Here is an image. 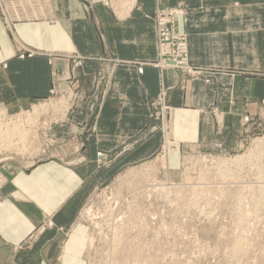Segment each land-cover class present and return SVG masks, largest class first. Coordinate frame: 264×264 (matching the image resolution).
<instances>
[{
    "label": "rangeland",
    "instance_id": "374dc122",
    "mask_svg": "<svg viewBox=\"0 0 264 264\" xmlns=\"http://www.w3.org/2000/svg\"><path fill=\"white\" fill-rule=\"evenodd\" d=\"M85 1L90 4V7L86 6L89 12L93 6L102 5L116 19H124L127 16L130 9L126 10L125 8L128 9L129 6L124 5L131 2V0ZM252 1L254 3L242 5L240 2H234L232 6L227 7L222 3L221 13L218 14L215 13L218 6L209 4L208 0H201V8L188 2H179L171 7L157 5L152 17L157 58L148 65L160 70L161 74L166 70L178 72L186 85L203 78L207 84H211V79L205 78L210 73L191 62L192 38H202L206 44L213 46L216 36L222 35V44L224 43L228 50L227 56L233 61L244 58L243 47L246 39H249V44L252 42L255 46L258 35L264 44V25L260 27L254 25L253 31H249L251 34L249 37L245 36L248 31L241 30L239 26L234 28L235 30L226 27L225 30L202 31L201 28L211 23H241L243 21L241 8L246 6L264 8V0ZM47 2L50 3L49 11H52L54 22L51 19L16 22L24 14L20 5L18 11L11 9L9 12L10 24L9 27L6 25L9 32L12 33L14 25L23 22L56 23L54 0ZM111 2L120 11L112 10ZM135 2L130 12L138 6L139 0ZM16 3L17 0H13L12 6L15 7ZM226 9H233L236 13L230 16L225 13L228 12ZM88 10L86 9L87 12ZM177 10L179 15H170ZM160 12H166L169 18L173 17L177 33L186 38L188 60L195 70L193 73L188 74L179 68L164 66L167 60L159 58L157 18ZM204 23L206 25L202 26ZM27 55L31 57L33 54L30 52ZM24 56L26 55L21 52L20 57L23 59ZM249 57L253 58L251 55ZM67 59L74 62L72 72H75L88 57L75 54ZM252 75L264 78V72L255 71ZM107 78L108 74L100 75L99 81L103 83L108 81ZM170 92L171 88L165 87L162 81L159 94L150 99V123L134 140L123 143L114 151L99 150L93 156L87 157L84 148L86 151L89 142H85L84 139L87 135L96 134L100 112L98 103L100 101L102 103L101 99L96 102V97L92 94L74 95L76 103L89 100V104H92L84 112L77 111L75 107L71 108L66 94L57 92L55 88L47 98L15 111L10 110L0 99V111L5 110V116L1 120L3 127L11 130L17 126L25 129L24 133L30 134H25V139L13 137V141L11 137L9 139L11 146L9 140L0 138L5 143L3 146L0 140V183L2 170L8 166L30 169L41 163L58 160L68 166L89 165L93 169V174L88 178L86 195L74 215L75 222L72 228L61 230L64 231L65 237L61 255L56 261L58 264L63 263L65 244L75 229L81 233L84 264H264V166L262 167L264 149L257 151L256 146V141L264 140V99L237 98L231 95L230 107L236 109L241 105L245 110L240 118L239 150L226 154L223 153V145L216 143L215 153L183 152L181 145L169 138L173 112L169 105ZM58 102L59 104L64 102L59 112L54 106ZM34 106L43 108L34 114ZM207 114L215 123L216 133L221 135L226 114L218 108L208 110ZM247 117L251 121L248 125ZM157 132L160 133L161 139L158 137L159 140L154 141L157 139L154 138ZM20 139L25 142H21ZM147 144L154 147L150 157L138 162L124 160V154L133 155ZM6 145H9V148ZM217 145L221 148H217ZM250 154H252L250 157L254 158L251 164L244 163L241 167L229 164L228 167L233 158ZM208 155L219 157L215 160L226 161L216 163L213 158L204 157ZM198 156H202L200 160L193 161L198 159ZM130 162L132 163L129 164ZM214 163L215 167L222 170L214 171ZM243 168L249 169L248 172L256 169L258 173L244 175ZM131 170L139 172L140 175L132 177V184L129 186L127 182L131 180H126L125 174ZM215 180H223L221 182H228L230 185L224 184L223 186L227 187L222 189ZM216 195L217 201H223L216 203L213 198ZM222 204L226 206L225 215L230 218L218 219L223 215L218 212ZM215 207L218 209L213 215ZM91 209L94 213L92 216L87 214ZM260 215H263L260 218L262 222H258ZM49 221L50 219L43 223L42 227L52 228L53 223ZM250 232L255 235L248 236ZM35 237V234H32L21 248H31Z\"/></svg>",
    "mask_w": 264,
    "mask_h": 264
},
{
    "label": "crops",
    "instance_id": "0c3cea01",
    "mask_svg": "<svg viewBox=\"0 0 264 264\" xmlns=\"http://www.w3.org/2000/svg\"><path fill=\"white\" fill-rule=\"evenodd\" d=\"M199 1L139 0L138 6L130 12L131 7L124 19H116L102 5L93 6L89 12L79 0H54L56 23H18L12 33L0 13V99L15 111L47 98L55 88L66 94L71 108L81 112L92 104L89 100L76 103L74 95L92 94L96 102L101 99L96 134L84 139L89 142L86 151L84 148L87 157L99 150L114 151L134 140L150 123V99L157 97L163 81L165 87L171 88L169 105L173 112L169 138L180 144L183 152L215 153L216 143L223 145V153L235 152L240 149V118L245 110L241 105L236 109L230 107L231 95L264 99V78L252 75L255 71L264 72V44L259 36L255 46L252 42L249 44V39L244 41V58L235 61L227 56L222 35L216 36L213 46L202 38H192L191 62L210 73L205 78H210L211 84L203 78L186 85L178 72L166 70L161 74L148 65L157 58L152 19L156 6L171 7L188 2L201 8ZM234 2L254 3L252 0H208L209 4L218 6L216 14L222 9V3L227 7ZM226 11L230 16L236 13L233 9ZM241 16V23L208 26L204 23L201 30H225L226 27L235 30L239 26L248 31L245 36L249 37L254 25H264L262 7L241 8ZM21 52L26 55L23 59ZM30 52L33 55L28 57ZM75 54L88 59L72 72L74 62L67 58ZM106 74L108 81L101 83L100 75ZM212 108L226 114L221 135L216 133L215 123L207 114ZM160 136L159 132L155 133L154 141ZM152 147L147 144L133 155L124 154V160H144L153 154ZM2 173L0 264H58L64 231L71 229L75 222L74 215L86 195L93 169L89 165L68 166L57 160L30 169L8 166ZM48 219L53 227L43 228ZM78 231L75 229L65 244L62 264H84V247ZM32 234L36 236L32 247L22 249Z\"/></svg>",
    "mask_w": 264,
    "mask_h": 264
},
{
    "label": "built area",
    "instance_id": "2783aa9c",
    "mask_svg": "<svg viewBox=\"0 0 264 264\" xmlns=\"http://www.w3.org/2000/svg\"><path fill=\"white\" fill-rule=\"evenodd\" d=\"M13 0H0V10L5 24L9 27L10 24V10L17 9L19 6L23 7V17L16 22L22 21H39V20H53L52 11H49L50 3L47 0H17L15 7L12 6ZM110 8L116 10L115 4L111 2ZM22 11V12H23ZM49 11V13H48ZM115 12V11H114ZM171 16L179 15V11L171 12ZM157 39H158V53L161 60L166 59L164 66L175 67L183 70L184 73L191 74L195 70L189 63L188 45L184 36L177 33L175 28L174 18H169L166 12H160L157 18ZM247 125L251 123L250 118L246 119ZM254 143V142H253ZM217 148H221L217 145ZM193 157V156H191ZM202 156L193 161H199ZM206 158H219L213 155L204 156ZM194 158V157H193Z\"/></svg>",
    "mask_w": 264,
    "mask_h": 264
},
{
    "label": "bare ground",
    "instance_id": "6f19581e",
    "mask_svg": "<svg viewBox=\"0 0 264 264\" xmlns=\"http://www.w3.org/2000/svg\"><path fill=\"white\" fill-rule=\"evenodd\" d=\"M79 1H81L82 3L83 2H85V0H79ZM136 0H131V2L130 3H127V4H125L124 6L125 7H127V6H129L128 7V9L127 8H125L126 10H129L131 7H133V5L136 3L135 2ZM87 2V1H86ZM120 2V1H119ZM88 4H89V2H87ZM124 4V3H123ZM85 5V4H84ZM86 6V5H85ZM122 6V5H121ZM88 7V6H87ZM89 7H90V4H89ZM116 10L117 11H120L118 8H117V6H116ZM124 11V10H123ZM64 105V102H62L61 104H59V102L57 103V104H55L54 106H55V108L57 109H55L56 111H58L62 106ZM41 108H43V106L42 107H37V106H34L33 107V113L34 114H36V113H38V112H40L39 110L41 109ZM65 108V107H64ZM59 112V111H58ZM5 116V110H1L0 111V138L2 139V138H4V140L5 141H8L11 137V140L13 139V137H21V138H24L25 139V134L26 133H24L23 131H25V129L24 130H22L21 128H19V127H15L14 126V128H12L11 130H9L10 128H5V127H3V124L1 123L2 121V118ZM32 117V116H31ZM31 120H29V122H30ZM33 122V121H32ZM21 123V122H20ZM28 123V122H27ZM21 126V125H20ZM23 126V125H22ZM32 126V125H31ZM24 127V126H23ZM28 128V127H27ZM34 128V127H33ZM27 131V130H26ZM31 131V130H30ZM29 131V132H30ZM28 132V133H29ZM24 133V134H23ZM32 134V133H31ZM26 135H30V134H26ZM30 137V136H29ZM0 139V140H1ZM27 139V138H26ZM15 140V139H14ZM21 140V139H20ZM2 141V140H1ZM13 141V140H12ZM23 141V143L25 142V140H21V142ZM27 141V140H26ZM3 142V141H2ZM10 142V140L8 141V143ZM20 142V141H19ZM19 142H17V143H19ZM258 143H259V145H258ZM7 144V143H6ZM0 145H1V142H0ZM5 145V143L3 142V146ZM19 145V144H18ZM21 145V144H20ZM23 145V144H22ZM262 145V146H261ZM7 146V145H6ZM9 146V145H8ZM7 146V147H8ZM10 146H11V142H10ZM15 146V145H14ZM17 146V145H16ZM24 146V145H23ZM256 146L258 147L257 148V151H261V149H264V140L262 139V140H258V141H256ZM18 147H20V146H18ZM9 148V147H8ZM25 148H27V147H25ZM260 148V149H259ZM7 149V148H6ZM22 149V148H21ZM17 150V149H16ZM254 150V149H253ZM255 150H256V148H255ZM254 150V151H255ZM9 151V150H8ZM253 151V152H254ZM25 152V151H24ZM252 152V153H253ZM247 154V153H246ZM248 154H249V152H248ZM245 155V154H244ZM237 156L236 158H233L232 159V161H230V160H228V167H229V164L231 165V164H233L234 166H238V167H241L244 163H246V164H251L253 161H254V158H252V157H250L252 154H250V155H248V156ZM250 157V158H249ZM216 159V158H215ZM215 159H213V161L215 160ZM252 160V161H251ZM203 161V160H202ZM216 161V163H219V162H224V161H226V160H221V161H219V160H215ZM251 161V162H250ZM196 162V161H195ZM216 165H215V163H214V171H220V170H222V169H219V168H217V167H215ZM264 166V164L262 165V167ZM239 170V168H232V170ZM242 170H245V172L243 173L244 175L245 174H257L258 173V171L256 170V169H251V171L250 172H248V170L249 169H246V168H243ZM148 171V170H147ZM233 173V172H232ZM234 174V173H233ZM125 175H127V179L126 180H131V181H129V182H127V184H129V186L132 184V177H136V176H139L140 175V173L138 172H136V171H129L127 174H125ZM221 181H223V180H220V181H216L215 180V183L216 182H218L220 185L219 186H221V188L223 189L224 187H227L228 185H230V183H225V182H221ZM125 184H126V182H125ZM214 184V183H213ZM227 185V186H223V185ZM218 195V194H217ZM217 195H216V197L215 196H213V198H214V200H215V202L216 203H219V202H221V201H223V200H221V201H217ZM213 208H214V206H213ZM217 209L218 208H216L215 207V209H213V215H214V213L215 212H217ZM225 210H226V206H225V204H222V206H221V208H220V210L218 211L219 213H223V215L222 216H219L220 218H218V219H222V218H230L229 216H226L225 215ZM93 211H92V209L91 210H88L87 211V214L89 215H94V213H92ZM263 215H260V217H259V219H258V222H262V221H260V218L262 217ZM255 234L253 233V232H250L249 234H248V236H250V237H252V236H254ZM238 247V246H237Z\"/></svg>",
    "mask_w": 264,
    "mask_h": 264
},
{
    "label": "water",
    "instance_id": "95a60500",
    "mask_svg": "<svg viewBox=\"0 0 264 264\" xmlns=\"http://www.w3.org/2000/svg\"><path fill=\"white\" fill-rule=\"evenodd\" d=\"M83 4H85L86 6H88L89 7V4L85 1V2H83Z\"/></svg>",
    "mask_w": 264,
    "mask_h": 264
}]
</instances>
